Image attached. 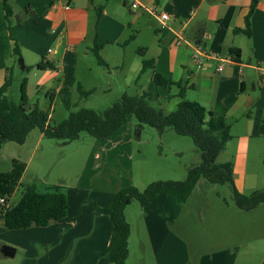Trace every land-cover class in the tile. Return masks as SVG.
Returning <instances> with one entry per match:
<instances>
[{
  "label": "crops",
  "instance_id": "1",
  "mask_svg": "<svg viewBox=\"0 0 264 264\" xmlns=\"http://www.w3.org/2000/svg\"><path fill=\"white\" fill-rule=\"evenodd\" d=\"M132 2L140 7L155 6L158 12L168 14L170 20L163 28L156 17L141 8L130 9ZM66 3L67 9L63 7ZM9 5L14 24L11 37L20 47L24 65L31 70L40 61L51 63L53 69H35L42 72L54 71L50 77L61 81V84L63 80L66 81V72L70 77L76 76V57L73 54L88 37L93 47L100 46L98 54L104 53L106 47L114 46L118 48V53L114 55L120 59L123 54L119 50L129 40H139L140 34L134 32L128 41L122 40L124 26L117 20H122L121 17L129 14L131 25L143 22L146 44L138 46L137 55L140 60L134 62L132 71L136 73L135 84L150 72L148 82L152 88H148L149 92L140 88L138 94H148L149 104L162 112L163 105L174 101L176 108L180 101L187 100L197 102L214 115L223 117L229 125L231 136L226 146L233 142V150L231 160L218 164L231 165L234 188L244 195L249 158L255 157L264 165V136L258 134L264 116V0H69L63 3H58L57 0H9ZM40 15V20L35 22L34 19ZM93 15L99 27L89 36V21ZM3 19L4 12L0 3V86L4 83L7 72L1 58L9 53L11 57L13 50V42L3 25ZM105 20L106 27L101 28ZM178 32L183 33L186 44H175V34ZM197 48L204 53L213 52L218 58L226 59L221 69L216 70L218 61L208 57L198 65L194 61ZM231 49L240 52L237 60L230 54ZM91 52L94 55L93 49ZM26 55L34 59L29 64L26 62ZM143 63H147V69L140 74ZM105 68H108L107 64ZM60 74L63 80L59 79ZM154 74L160 75L168 84L156 86L152 78ZM181 87L182 98L179 96ZM41 138L43 135L37 132L36 141ZM86 174L87 172L82 171L74 186L63 190L67 198L64 219L42 228L10 230V244L6 242L2 245L16 249L15 256L21 250L23 259L19 264H63L67 260V264H113L108 245L114 227L106 209L123 186L115 188L114 180H110L109 189L104 188L108 190L106 196L96 197L98 189L92 187L94 182L91 180L90 184ZM49 189L45 188L43 191L47 192ZM98 192L103 194L101 190ZM166 197L175 199L182 208L183 203L172 196H157L145 207L138 203L140 210L135 211V231L143 259H139L135 253L136 264H194L190 257L188 259L185 256L182 246V256L175 254L179 239L168 230L172 225L166 228L161 221L156 207L158 202L161 203L160 198L167 202ZM131 206L132 203L125 210L129 227L131 218H127L126 211ZM130 240L131 233L128 248ZM47 246L49 249L44 255H40L42 250L36 247L45 249ZM130 256L128 249L125 264H128ZM0 258L5 259L1 253ZM252 260L250 255L239 259L240 262L237 254L222 257L217 255L209 262L202 259L198 264H249ZM253 264H264V255Z\"/></svg>",
  "mask_w": 264,
  "mask_h": 264
},
{
  "label": "rangeland",
  "instance_id": "2",
  "mask_svg": "<svg viewBox=\"0 0 264 264\" xmlns=\"http://www.w3.org/2000/svg\"><path fill=\"white\" fill-rule=\"evenodd\" d=\"M129 17L128 14L121 17L122 20H117L124 26L122 40L128 41L134 32H139V40H129L119 50L123 54L120 59L114 55L118 53V48L106 47L104 53H99L104 61L107 60L108 68H105L97 64L91 52L93 43L88 37L73 54L76 57V76L70 77L66 72V81L61 74L58 76L64 85L50 77L54 71L42 72L32 67L28 72H21L16 57H10V53L5 54L1 59L8 72H11L12 78L7 97L15 104L19 102V86L21 79L25 78L28 106L37 104L41 111L49 114L50 124L56 126L67 119L70 112L88 109L102 113L118 102L123 93L138 94L140 88L149 92L148 88H152L148 82L150 72L144 74L141 81L135 84L136 73L132 71L134 62L140 60L137 55L138 46L146 44L144 23L131 25ZM3 20V25L8 29L5 17ZM102 24L101 28L106 27V20ZM13 27L12 23L11 28ZM98 27L97 19L93 15L89 21V36ZM33 60L32 56L26 55L27 64ZM68 64L71 66L69 62ZM60 89L63 90L59 92ZM81 91L88 95L82 97ZM48 93H54V96L50 98ZM152 103L157 107L155 102ZM174 109V101L162 107L166 114ZM135 125L136 120L131 117L122 129L107 139H95L81 133L78 139L68 143L44 137L36 141L38 131L33 130L22 145L0 141V172L9 174L21 166V169L24 168L21 183H34L39 192H45V188L53 186H61L62 190L72 187L82 171L87 172V180L90 184L91 180L94 182L92 187L103 193L99 194L96 190V197H99L106 196L108 190L104 188L110 186V180H114L115 188L118 185L123 186L122 189L132 186L141 192L155 181H184L187 171L200 163V154L190 137L178 136L170 129L158 133L148 126H144L139 135H135ZM125 136L126 139H123ZM232 150L233 142H230L219 154L217 163L231 160ZM245 184L244 195H249L252 191H264V165L255 157L249 158ZM22 190L18 186L10 196L3 197L8 207L17 204ZM160 199L161 203L158 202L156 208L160 212L161 221L166 228L172 225L168 230L179 239L176 242L177 256H182V247L184 253L186 252L185 256L188 259L190 257L194 264L202 259L209 262L217 255L222 257L233 254L238 255V261L245 255H250L253 260L249 264H253L264 255V204L250 211L238 209L233 203L231 186L210 184L202 178L192 195L182 204V208L171 197L165 198L167 202ZM139 210L140 205L134 201L126 211L127 218H131V240L128 248L131 256L128 264H136L135 253L139 259H143L135 231V211ZM0 235V249L2 246H9L2 244H10V231L1 229ZM22 241L26 242L23 239ZM36 248L42 250L40 255H44L49 246L45 249ZM21 259L22 252L18 250L13 258H0L5 261L0 263L19 264ZM67 262L68 260L63 264Z\"/></svg>",
  "mask_w": 264,
  "mask_h": 264
},
{
  "label": "trees",
  "instance_id": "3",
  "mask_svg": "<svg viewBox=\"0 0 264 264\" xmlns=\"http://www.w3.org/2000/svg\"><path fill=\"white\" fill-rule=\"evenodd\" d=\"M4 17L8 24L9 38L13 42L12 56L16 57L19 70L28 71L22 61L18 43L11 37L12 11L9 0H0ZM41 15L34 19L38 22ZM99 45H94L93 53L99 65L106 67L100 58ZM230 54L238 59L240 52L231 49ZM39 70L53 69V65L40 61L35 65ZM147 69L143 63L140 74ZM156 86H166L168 82L158 74L153 75ZM12 85L11 72H6L4 83L0 86V141H9L22 145L31 131L37 130L44 138L64 141L66 143L78 139L81 133H86L95 139H106L127 123L131 117L136 120L133 130L139 135L144 126L163 133L165 129L172 130L178 136L191 138L200 154V163L187 171L184 181H155L146 186L143 191L134 187L119 190L113 202L106 209L114 227L108 251L113 256V264H125L128 257V238L130 227L125 216L126 208L134 201L141 206H148L157 196H172L184 203L202 178L210 184L229 185L232 188L234 205L243 211L255 209L264 204V191H254L249 196L241 195L232 183V167L229 163L218 164L216 158L226 143L231 139L229 125L223 117L216 116L197 102L182 100L175 110L164 114L153 108L147 98L148 94L123 93L118 102L102 113L81 109L70 112L67 119L56 126L50 124L48 113L41 111L37 104L28 106L25 93L26 79L20 82V97L17 104L13 103L7 93ZM50 98L53 93L47 94ZM86 97L88 93L81 91ZM179 96L183 97V88ZM66 105L67 102H66ZM258 134L264 136V116L258 128ZM21 166L9 174L0 172V196H10L18 186L22 194L17 204L11 207H0V229L21 231L31 227H46L65 218L67 198L61 186H53L47 192H39L34 183L23 185Z\"/></svg>",
  "mask_w": 264,
  "mask_h": 264
},
{
  "label": "built area",
  "instance_id": "4",
  "mask_svg": "<svg viewBox=\"0 0 264 264\" xmlns=\"http://www.w3.org/2000/svg\"><path fill=\"white\" fill-rule=\"evenodd\" d=\"M58 3L62 2H67L69 0H57ZM130 9L132 10H137L139 8H141L143 11L147 12L148 14H150L151 16H154L156 17L161 26L164 28L166 22H168L170 20V17L168 16V14L166 13H160L157 11L156 7L155 6H152V7H140L136 2H132L130 5ZM63 7L64 8H68V4H63ZM175 38H176V41H175V44L177 46H181L183 44H186L187 43V40L185 38V36L183 35L182 32H178L175 34ZM210 58V59H213V60H217L218 61V65H217V68L216 70H219L221 69L222 67V64L225 62L226 59H220L218 58L213 52H208V53H204L201 51L200 48H197V53L194 55V61L198 64V65H201L204 60L206 58ZM0 206H4V207H7L6 205V200L0 196Z\"/></svg>",
  "mask_w": 264,
  "mask_h": 264
},
{
  "label": "water",
  "instance_id": "5",
  "mask_svg": "<svg viewBox=\"0 0 264 264\" xmlns=\"http://www.w3.org/2000/svg\"><path fill=\"white\" fill-rule=\"evenodd\" d=\"M16 249L9 246H2L0 253L4 258H13L15 256Z\"/></svg>",
  "mask_w": 264,
  "mask_h": 264
}]
</instances>
